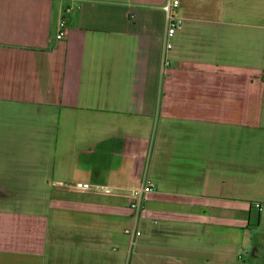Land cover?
Wrapping results in <instances>:
<instances>
[{
  "label": "crops",
  "instance_id": "1",
  "mask_svg": "<svg viewBox=\"0 0 264 264\" xmlns=\"http://www.w3.org/2000/svg\"><path fill=\"white\" fill-rule=\"evenodd\" d=\"M166 1L0 0V264L238 254L264 206V0H179L165 52Z\"/></svg>",
  "mask_w": 264,
  "mask_h": 264
},
{
  "label": "built area",
  "instance_id": "2",
  "mask_svg": "<svg viewBox=\"0 0 264 264\" xmlns=\"http://www.w3.org/2000/svg\"><path fill=\"white\" fill-rule=\"evenodd\" d=\"M180 6L179 0H167L164 4L166 31H165V52L171 48V38L181 28L183 23L182 17L179 15L178 9ZM65 20L60 21V27L63 28ZM63 32L60 31L57 35L58 39L63 38ZM165 64L166 61H165ZM74 188L82 191H90L93 193H109V188L104 185H93L85 182H77ZM152 191L151 182L147 181L146 184L137 187L128 194L129 208L135 215H139L145 207L147 194ZM256 207L261 210V205L256 204ZM124 234L129 236L132 240L140 237L141 233L136 228H126Z\"/></svg>",
  "mask_w": 264,
  "mask_h": 264
},
{
  "label": "rangeland",
  "instance_id": "3",
  "mask_svg": "<svg viewBox=\"0 0 264 264\" xmlns=\"http://www.w3.org/2000/svg\"><path fill=\"white\" fill-rule=\"evenodd\" d=\"M250 221L244 234L245 242L230 264H264V206L261 211L252 208Z\"/></svg>",
  "mask_w": 264,
  "mask_h": 264
}]
</instances>
